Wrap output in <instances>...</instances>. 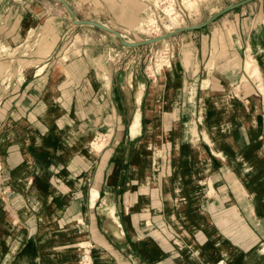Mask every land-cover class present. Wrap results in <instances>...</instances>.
<instances>
[{"label":"crops","instance_id":"obj_1","mask_svg":"<svg viewBox=\"0 0 264 264\" xmlns=\"http://www.w3.org/2000/svg\"><path fill=\"white\" fill-rule=\"evenodd\" d=\"M207 3L169 38L181 42L165 75L112 68L109 130L134 127L146 145L112 164L91 139L66 150L68 125L83 126L68 111L100 69L99 30L116 43L143 11L115 0L110 20L84 21L76 7L74 26L98 38L73 73L54 57L68 25L52 33L51 0H0V264H77L88 246L93 264H264V0ZM84 174L90 198L72 214Z\"/></svg>","mask_w":264,"mask_h":264},{"label":"rangeland","instance_id":"obj_2","mask_svg":"<svg viewBox=\"0 0 264 264\" xmlns=\"http://www.w3.org/2000/svg\"><path fill=\"white\" fill-rule=\"evenodd\" d=\"M92 1L95 3L92 4ZM102 1H99V0H51V4H48L49 5L48 7H51L52 9L51 10L49 9L50 13L46 17L49 20L48 22H50L49 27L52 29V33L54 34L56 33V25H58L60 22H62V25L64 26L63 28H65V26L68 25V27L62 31L63 34H61L62 39L60 41L61 45L57 48V52L54 54V57L55 59L58 60V64H61V65L63 64L62 67L64 66V68L69 69V71L72 70L73 73L80 72L78 70L79 67H77L75 63V59L79 57V55H81L82 47L85 46L91 58L92 51H93L92 49L93 48L95 49L94 45L92 44H95L93 42L97 41V38H98L97 35L94 36V38H92V34H93L92 27L94 26L89 27L90 25H86V24L78 25V27L74 26L75 24L74 18L76 19V15L74 16V10L76 7H78V9L81 11L80 14L77 16L78 19L80 20L91 21L92 18L96 19L97 17L101 21L107 22L112 17L110 13H114L112 10H114L115 6H113L112 4L115 3V0H104L103 3ZM209 1H212V0H209ZM209 1L190 0L188 5L187 3L185 4V7L186 5L187 7H186V12L183 15L184 19L182 20L183 24L180 28L181 31L185 29V27L187 26L188 19L191 18L190 10L197 9L199 6L198 5L199 2L200 4L211 6V3L209 4L207 3ZM140 2H142V0H140ZM229 2H231V0H229ZM157 3H158V0H156L155 2L152 0H143L142 4H136V5L129 4L130 6H132V8H135L134 10L138 9L140 11H143V15H141V18L137 17L135 19V22L137 21L135 24L131 26L129 24H126V26H122L119 31H116V32H119V34L112 33V36L115 38L114 40H119L116 43L110 42L109 33L105 32L102 29L99 30L101 35L99 37L100 39L97 41L96 49L101 54L100 55L101 58L97 65V68L100 66V69H99L100 72L99 71L96 72L95 77H93L92 74L89 73V75L92 77L84 78V80L82 81L84 82L83 93L78 95V97L80 98V99L78 98V103H77L79 110L68 111L69 120L75 119V118L81 119L83 117L82 118L83 122H81L83 126L78 125L77 127H75V126H70L69 124L68 127L66 128L67 133H68L67 137H65V139H67V142L65 145L67 151L75 152V151L80 150L83 154V150L79 149V146H78L79 143L83 144V142H85L86 140L91 139L90 142L88 140V143L86 144V146L94 152L95 156L97 155L96 153L99 154L103 151L106 152L107 155L108 153H112L113 159L110 162L112 164H115L116 162H120L123 164V161H125L123 157L125 156L127 152H134V155H136L137 153V156H138L140 155L139 154L140 151H144L146 149V145L143 141L144 137L140 136L134 127L133 129H131V131L129 130L128 127L124 131H123L122 126L117 127L114 135L112 133V129L109 130L111 124L113 123L114 118L116 119V122L118 121V118H119L118 112L115 116V112L113 110V99L115 96H113L112 94L113 90L111 89V72L110 71L112 70V68L113 70H118V71L135 70V72H137V71L142 70L144 74L146 75L145 64L142 61L141 62L139 61L138 55H133V56L121 55L122 62L120 63L118 62L119 57L118 58L115 57V54L122 53L125 50L124 47H126V44H132L134 41H139L142 39L144 40L146 38L147 34L146 32H144L143 24H144L145 18L147 17V15L153 12L154 5H157ZM213 3L217 4L218 0H213ZM119 18L121 20V17ZM126 19H130L129 16H127ZM122 20H125V19H122ZM217 21L218 22L224 21V17L223 16L219 17ZM140 22H143L141 27L139 26ZM103 36H106V37H103ZM161 36H162V39H166L164 38L165 36L163 35ZM171 42H170V46L168 47L169 48L168 50L169 52L173 51L174 53V58L172 59V66L161 69L159 76L165 75V71H170L174 67L177 61V57L179 53V43L181 42V40L178 39L177 41L176 39L174 40V42L172 43ZM103 47H105L106 49L105 51ZM96 49L95 51H97ZM67 59H68V62H66ZM146 59H147L146 63L147 62L149 63L150 55ZM92 65L93 63L91 60H89V62L85 61L84 63L85 70L92 68ZM251 65H252L251 62H248V65H247L248 71ZM45 67H46L45 65L42 66L40 69L37 70V73L38 74L42 73ZM94 67L96 66L94 65ZM248 75L252 78V75L250 74ZM148 78L151 79L152 77H148ZM73 82H74L73 79L69 77V84H73ZM247 85L251 86L248 83V78L244 76L242 83H241V88ZM71 88L73 87L71 86ZM122 113L123 112H121V114ZM73 130H76L77 134L70 133V131H73ZM78 136L81 139L78 138V143H76L75 140ZM94 141L96 142V144L92 146V143ZM148 149L154 150L155 146L149 147ZM134 161L141 162L140 159H136V158L134 159ZM85 162L87 161L85 160ZM112 164H110L109 166L111 167ZM124 173L125 172L121 173L122 177H120V180H121L120 186L123 185V180H124L123 174ZM73 177L74 178L78 177L79 180L83 179L85 189L83 191V195L79 197L80 202L75 203L74 201L72 203V206H71L72 214L75 213L76 211L81 210V204L85 205L88 203V200L90 197L88 195L89 190H87L88 185L86 184L91 182L90 181L91 175L84 174V175H78V176H73ZM73 177H68V180ZM105 177H107V175ZM73 184H74V181H73ZM119 193L122 194V192L120 191H117L116 194L118 195ZM121 198L123 199V196ZM84 207L86 208V206ZM117 210L120 211V208L118 207ZM82 223L80 224V230H81L80 232H82V230L84 231ZM68 225L69 226L67 227V229L70 230L72 227L70 226V223ZM72 232H75V230L73 229ZM88 243H89V240L85 236L83 244L87 245ZM79 260H80V257L78 258V260H76L77 264Z\"/></svg>","mask_w":264,"mask_h":264},{"label":"built area","instance_id":"obj_3","mask_svg":"<svg viewBox=\"0 0 264 264\" xmlns=\"http://www.w3.org/2000/svg\"><path fill=\"white\" fill-rule=\"evenodd\" d=\"M185 12L184 0H158L157 5H154L153 12L147 15L143 24L144 32L147 34L146 38L134 41L132 44H126L122 53L115 54V57H119L118 62H122L121 55H138L139 61L145 64L146 75L156 80L161 69L172 66L174 53L168 50L171 42L169 38L177 32L173 34H167V32L168 29L173 30L182 26ZM176 18L177 20H175ZM167 26H170V28H167ZM161 35H165L164 38L168 41L164 42L165 39H162ZM149 55L150 64L146 63V58Z\"/></svg>","mask_w":264,"mask_h":264},{"label":"bare ground","instance_id":"obj_4","mask_svg":"<svg viewBox=\"0 0 264 264\" xmlns=\"http://www.w3.org/2000/svg\"><path fill=\"white\" fill-rule=\"evenodd\" d=\"M152 1H156V0H152ZM189 1L190 0H184V3L186 4L187 3V5H188V3H189ZM123 2L125 3V4H128L127 6H129V4H133V5H135L136 4V0H123ZM141 4V3H140ZM147 4V3H146ZM187 5H186V7H187ZM175 20H177V18L175 19ZM167 28H170V26H167ZM179 28H181V27H179ZM179 28H176V29H173V30H171V29H168L169 31L167 32V34H173V33H176V32H178L179 30H181V29H179ZM166 34V35H167ZM163 36H165V35H163ZM164 42H167L168 40L167 39H165V40H163ZM109 64V63H108ZM110 69V68H109ZM67 71V70H66ZM100 72V71H99ZM111 72V71H110ZM68 73V72H67ZM126 81V80H125ZM108 89V88H107ZM85 91V90H84ZM59 117V116H58ZM57 194H59L58 192H56ZM81 257H82V259H81ZM80 264H93V259L91 258V246L89 247H87L86 249H85V251H83V252H81V256H80Z\"/></svg>","mask_w":264,"mask_h":264}]
</instances>
